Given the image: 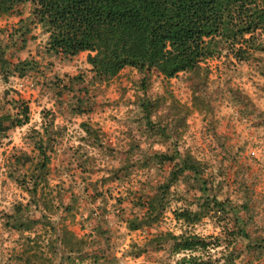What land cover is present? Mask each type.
I'll list each match as a JSON object with an SVG mask.
<instances>
[{
    "label": "rangeland",
    "instance_id": "374dc122",
    "mask_svg": "<svg viewBox=\"0 0 264 264\" xmlns=\"http://www.w3.org/2000/svg\"><path fill=\"white\" fill-rule=\"evenodd\" d=\"M0 22H3L0 51L9 62L6 66L0 65V82L5 85L20 82L24 89L9 87L3 93L5 105L16 110L15 117H22V107L27 106L28 123L34 111L32 104L39 107L34 93L37 90L41 96L50 93L49 99L55 101L60 117L68 119L69 123L77 117H88L89 121L81 123L80 128L88 133L92 145L112 160L120 161V167L108 169L109 176L95 180L98 170L89 166L95 161L84 159L80 149L58 151L64 144L67 127L61 125L54 129L56 112L42 108L40 114L47 125H41L43 135L33 133L29 136L34 141L33 154L21 152L11 157L14 166L9 178H15L31 200L23 206L14 204V214H2L4 229L21 233L20 239L25 242L23 251L9 257V261L15 259L18 264H121L122 258L117 255L118 245L115 243L118 227L109 225L126 223L130 232L148 234L147 243L143 247L133 244L136 251L129 255L137 259L144 256L149 264H155L154 253L167 247L171 237H153L151 230L165 226V214L172 201L198 204L207 195L218 199L223 193L222 201L227 200L238 211L237 219L231 213L217 212L215 215L218 222L233 225L228 232L231 239L227 244L231 251L224 257L225 264H237V261L240 264H264V167L256 157L247 154L251 141L246 140L243 145L235 147L240 121L220 116L224 102L228 100L239 117L250 122L252 129L264 128V111H260L247 89L236 84V79L244 73L264 77V57L254 53L247 60L238 61L222 44L218 54L201 62L199 70L179 72L172 78L155 70L144 73L129 66L112 77H98L91 67H83L89 64L88 51L72 57L49 51L48 34L34 17L31 2L21 4L16 12L1 17ZM252 75H249L250 80ZM253 86L264 92V86L255 81ZM12 93L15 95L9 99ZM122 105H131L139 111L123 121L126 131L117 136L109 128V123L120 121L114 115L105 114ZM3 115L11 113L4 112ZM8 123L9 120L4 121L5 126ZM22 125L0 130V137L6 139L15 127ZM208 136H211L215 148ZM142 143L148 144V148L142 149ZM154 144H159L163 151L153 150ZM252 147L255 149L257 145ZM217 149L223 153L217 174L224 176L225 180L213 186V178L205 176L210 162L201 157L216 153ZM186 153L198 161L201 173L195 176L186 171L170 182L175 164ZM161 154L174 159L161 160ZM74 161L78 162L73 168ZM41 162L46 166L41 167ZM22 171L23 175L16 178ZM63 173H68L73 183L67 187H64V181L54 185L53 181ZM77 176L86 185L82 194L75 191ZM29 181L32 184L30 189L27 187ZM165 184H168L167 191L162 192L159 187ZM239 192H243L244 202L237 205L231 196ZM196 193L202 195L196 197ZM189 197L192 199L188 200ZM153 198V212L159 211L158 220L136 230L130 229L128 222L144 219L147 203ZM97 200L101 205H96ZM113 200L115 204H112ZM33 205H36V211L43 209L38 218L31 214ZM58 213L59 219L53 224L49 215ZM171 215L176 219L173 211ZM235 222L241 224L248 237L236 232ZM26 224L32 228L24 230ZM86 226L90 231L85 232ZM64 228L76 237H64ZM24 232L37 234L33 239L23 236ZM49 233L55 239L43 245V239ZM93 233L96 238H92ZM43 247L51 257L45 254ZM170 251L174 252L172 247Z\"/></svg>",
    "mask_w": 264,
    "mask_h": 264
},
{
    "label": "trees",
    "instance_id": "16d2710c",
    "mask_svg": "<svg viewBox=\"0 0 264 264\" xmlns=\"http://www.w3.org/2000/svg\"><path fill=\"white\" fill-rule=\"evenodd\" d=\"M25 2L32 3L34 17L48 34L49 51L66 57L88 51L87 62L98 77H112L129 66L144 73L155 70L172 78L179 72L199 70L201 62L218 54L222 44L238 61L264 50V0H0V18L16 12ZM8 64L0 51V65ZM21 112L23 119L0 115V130L26 123L28 107L23 106ZM5 120H9L6 126ZM159 158L174 159L166 154ZM40 166L45 167L46 163L41 162ZM186 171L195 176L201 173L198 161L188 153L175 164L169 181ZM167 186L159 188L166 192ZM198 206L203 215L224 212L238 218L237 209L227 200L207 195ZM154 208L153 198L147 203L146 217L129 221V228L136 230L156 222L159 211L153 212ZM173 212L178 220L196 223L201 219L200 214L188 209ZM235 224L236 232L248 237L241 224ZM31 228L24 225V230ZM63 234L76 237L65 228ZM166 237L174 241V252L195 250L193 240L201 247L209 245L199 238L181 242L171 233Z\"/></svg>",
    "mask_w": 264,
    "mask_h": 264
},
{
    "label": "clouds",
    "instance_id": "9594fccd",
    "mask_svg": "<svg viewBox=\"0 0 264 264\" xmlns=\"http://www.w3.org/2000/svg\"><path fill=\"white\" fill-rule=\"evenodd\" d=\"M2 26L3 22H0V27ZM257 32H259V29ZM245 38L248 37L246 36ZM44 39H47V37H44ZM239 46L240 45H237V47ZM91 55L95 56L96 53L92 52ZM255 55L264 57V52H257ZM91 66L92 65L90 64L83 65V67L86 69L90 68ZM72 71L74 72V69H72ZM249 75L252 74H241L239 78L236 79V84L242 85L243 88L247 89L249 94L253 96L254 103H256L260 111H264V92H260L258 88L253 86V81L261 86H264V77H259L258 74H256L252 75V79L250 80ZM9 87L16 88L20 91H23L24 89L21 87L20 82H16L12 85H5L0 82V115H3L4 112H8L11 113L13 117H15L16 110L11 105H5L3 98L5 89ZM14 95L15 93H12L9 96V99H11ZM34 96L39 104V107H37L36 103L32 104L34 111L30 121L26 124H23L22 126L15 127L6 139L0 137V264H18L15 259L9 261V257L19 255L23 251L25 242L23 239H20L21 233L12 230H5L3 227L5 220L3 219L2 214H14V204L19 203L23 206L28 204L31 200L29 193L16 183L15 178L10 179L8 174L12 171L14 166L13 162L11 161L13 154L18 155L21 152L27 153L29 155L33 154L34 141L30 140L29 136L33 133H39L43 135V128L41 125H47V121L40 114L42 108L51 109L53 112H56V119L53 124L54 129H58L61 125L67 127V133L64 137V144L60 149H58V151L63 152L67 148H71L73 151L80 149L81 155L84 156V159H91L95 161L94 164L89 165L91 168L98 170L95 172V180H99L101 177L109 176L110 172L108 169L120 167L119 160H112L111 157L106 155L101 149L93 146L88 133L85 132L84 129L80 128L81 123L89 121L88 117H77L74 118L71 123H69L68 119L60 117L55 107V101L53 99H49V96H51L50 93L41 96L40 90H37V92L34 93ZM138 111V109L133 108L131 105L128 107H124L122 105L120 108L110 109L109 112L105 114V116L114 115L120 122H110L109 128L115 132V135L119 136L121 132L126 131L123 121L131 119ZM220 116L224 117L225 119L231 118L234 122L238 120L240 121L237 128L239 139L235 142V147L243 145L246 140L251 141L247 148V154L250 157H256L260 162V166L264 167V128L252 129L250 127V122L240 118L238 112L228 100H225L224 107L220 112ZM20 119H23V117H20ZM199 127L202 128L203 125H199ZM249 133H255V135H249ZM81 138H83V140ZM207 139L215 148V143L212 141L211 136H208ZM253 144L257 145L255 149L252 147ZM235 147L233 148V151H235ZM141 148L147 149L148 144L142 143ZM152 148L153 150L163 151L159 144L152 145ZM222 155L223 153L217 149L216 153H207L201 157L202 160H209L210 162L211 166L205 173V176L206 178L208 176L213 178V186L220 184L221 181L225 180L224 176L217 174L220 167L219 160ZM213 156H215L214 159L212 158ZM69 157H71V153H69ZM76 162L78 161L73 162V168L75 167ZM20 175H23V171L18 173L16 178H18ZM61 181H64V187H67L69 184L73 183L72 178L68 175V173H63L58 180L53 181V184H59ZM75 185V191L82 194L86 185L80 182L79 176H77ZM31 186V181H29L27 187L30 189ZM233 187H237V185H234ZM121 191H123V188ZM181 195H183L182 192ZM201 195V193H196V197H200ZM191 199V197L188 198V200ZM218 199L222 201L224 199V194L222 193ZM231 199L237 205L242 204L244 202L243 192L234 193L231 196ZM65 203L67 204L68 201L65 200ZM112 204H115L114 200L112 201ZM96 205H101V201L97 200ZM185 208H187L193 214H200L201 219L199 222H186L183 219L177 221L176 219L172 218V211L175 210L178 212H183ZM41 211H43V209L36 211V205H33L31 214L38 218ZM165 215L167 223L162 229L153 228L151 230L153 237L162 235L166 238L167 233H171V235L175 237L176 240L181 242L183 240L199 238L200 241H205L210 246H207L206 248L201 247L195 240H193V243L195 244V250L184 249L178 252H171L170 249L174 241L168 240L167 247L154 253L155 264H192L193 261H195L196 264H209V262L210 264H216L217 261L218 264H225L224 257H226L228 252L231 251V248H229L227 244V241L231 239V237L228 236V232H230L233 228V225L230 222H218L216 217L212 216L211 213L208 215H203L202 209L197 203H186L183 200L180 202L173 200L169 205L168 211ZM49 219L53 224H55L59 219V213L56 215H49ZM109 226L118 227V239L115 241V243L118 245L117 255L118 257L122 258L121 264H149V262L145 260L144 256H140L137 259L129 255V253L136 251V248H133V244L143 247L144 244L147 243L148 234L146 232H130L126 223H122L118 226L115 224H110ZM88 231H90V227L86 226L85 232ZM36 234L37 233L35 232H24L22 235L25 237H32L34 239ZM92 238H96L94 233ZM50 239H55V236L51 233L44 237L43 245H48ZM42 250L47 256L51 257V253L48 252L46 247H43ZM237 264H240V262L237 261Z\"/></svg>",
    "mask_w": 264,
    "mask_h": 264
}]
</instances>
